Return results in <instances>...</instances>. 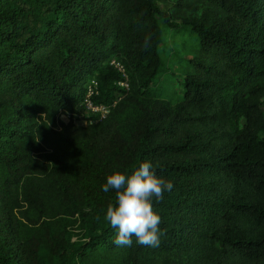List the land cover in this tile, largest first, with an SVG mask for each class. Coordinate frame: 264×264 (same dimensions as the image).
<instances>
[{
  "label": "trees",
  "instance_id": "1",
  "mask_svg": "<svg viewBox=\"0 0 264 264\" xmlns=\"http://www.w3.org/2000/svg\"><path fill=\"white\" fill-rule=\"evenodd\" d=\"M165 1L166 11L160 0H0V205L24 248L37 240L33 264H264V0ZM185 31L195 42L183 73L174 75L179 94L139 131L121 171L149 160L174 184L154 202L159 246L135 237L130 247L114 243L117 230L105 219L114 190L92 218H80L81 239L40 242L30 223L44 218L48 227L61 207L45 198L56 192L72 201L67 165L110 150L126 106L119 101L106 118L83 126L60 115H83L91 78L99 101L119 95L113 57L133 92L153 97L160 46L168 32ZM22 139L46 150L52 168L25 171L15 146ZM0 264H27L1 229Z\"/></svg>",
  "mask_w": 264,
  "mask_h": 264
},
{
  "label": "rangeland",
  "instance_id": "2",
  "mask_svg": "<svg viewBox=\"0 0 264 264\" xmlns=\"http://www.w3.org/2000/svg\"><path fill=\"white\" fill-rule=\"evenodd\" d=\"M159 4L164 11L170 8L165 0H160ZM177 21L181 22L182 19L177 18ZM194 42L193 36L188 31L179 34L172 32L166 34L160 46L163 70L154 79L153 97H142L135 94L128 78L129 86L121 89L115 105L116 107L119 101L123 102L126 112L121 117L120 127L114 132L112 147L108 151L95 152L90 156L84 155L76 161L69 162L67 166L73 173L70 188L72 201L59 198L56 192L53 197L45 198L53 201L54 204L59 202L61 207L52 211V213L59 214L50 219L51 224L48 227L41 225L44 218L34 224L30 223L35 227L40 242H44L47 246H55L54 242L63 243L68 234L72 241L81 239L83 229L80 218L82 216L92 218V209L100 206V203L112 192V190L107 193L102 191L107 176L122 171L123 166L134 154L139 131L144 128L146 123L156 122L153 118L155 113L165 114L162 113L163 104L166 103L165 100L168 97H175L179 94L180 82L174 75L183 73L184 67L187 66V59L193 54ZM262 108L264 110V97L262 98ZM15 146L17 153L22 157V164H26L25 171H36V169L45 168L47 165L52 168L48 158L43 157V154L47 153L46 150L36 151L37 145L30 140H17ZM74 165H76L75 168H73ZM24 208H26V213L32 217L30 207L25 206ZM10 216L7 208L0 205L1 235L5 236L14 246L19 247V253L27 264H33L31 249L35 248L37 240H34L30 247L24 248L12 229ZM62 228L67 231V234L66 232L62 233Z\"/></svg>",
  "mask_w": 264,
  "mask_h": 264
},
{
  "label": "clouds",
  "instance_id": "3",
  "mask_svg": "<svg viewBox=\"0 0 264 264\" xmlns=\"http://www.w3.org/2000/svg\"><path fill=\"white\" fill-rule=\"evenodd\" d=\"M173 188L170 180L157 176L149 160L140 163L130 174L117 171L107 176L102 191L114 190L116 196V203L108 205L105 215L110 226L117 230L114 243L118 247H130L135 237L139 245L158 247L163 232L154 202H161L164 193Z\"/></svg>",
  "mask_w": 264,
  "mask_h": 264
},
{
  "label": "built area",
  "instance_id": "4",
  "mask_svg": "<svg viewBox=\"0 0 264 264\" xmlns=\"http://www.w3.org/2000/svg\"><path fill=\"white\" fill-rule=\"evenodd\" d=\"M109 64L113 66V68L116 69L121 76V79L116 82V85L120 87V89L128 88V76L123 63L119 59L113 57L109 60ZM99 95V83L95 78H91L87 83L81 98L83 115H73L70 117L67 114H61L60 119L64 122L71 119L76 125L83 126L86 124L96 123L106 118L116 105L119 97H115L111 102H102L98 100Z\"/></svg>",
  "mask_w": 264,
  "mask_h": 264
}]
</instances>
